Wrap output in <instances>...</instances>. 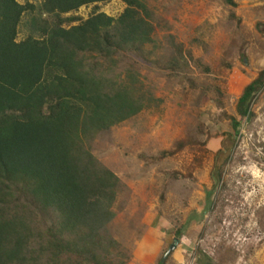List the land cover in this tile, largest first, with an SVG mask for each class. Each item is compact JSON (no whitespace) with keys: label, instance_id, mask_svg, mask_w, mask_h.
I'll return each mask as SVG.
<instances>
[{"label":"rangeland","instance_id":"374dc122","mask_svg":"<svg viewBox=\"0 0 264 264\" xmlns=\"http://www.w3.org/2000/svg\"><path fill=\"white\" fill-rule=\"evenodd\" d=\"M232 1L144 0L155 44L121 66L132 64L160 103L91 143L126 187L113 229L128 264H194L199 251L215 264H264V87L249 119L236 112L243 88L264 71V0ZM93 7L72 15L86 19ZM124 8L97 5L113 18Z\"/></svg>","mask_w":264,"mask_h":264},{"label":"trees","instance_id":"16d2710c","mask_svg":"<svg viewBox=\"0 0 264 264\" xmlns=\"http://www.w3.org/2000/svg\"><path fill=\"white\" fill-rule=\"evenodd\" d=\"M106 1L0 0V264L130 260L113 229L126 187L91 143L159 105L133 65L121 66L155 44L154 17L144 0H121L113 18L97 9ZM88 6L86 19L72 15ZM263 87L261 71L237 100L239 120ZM221 174L213 167V191ZM194 264L215 263L199 251Z\"/></svg>","mask_w":264,"mask_h":264},{"label":"water","instance_id":"95a60500","mask_svg":"<svg viewBox=\"0 0 264 264\" xmlns=\"http://www.w3.org/2000/svg\"><path fill=\"white\" fill-rule=\"evenodd\" d=\"M170 250V249H169Z\"/></svg>","mask_w":264,"mask_h":264}]
</instances>
